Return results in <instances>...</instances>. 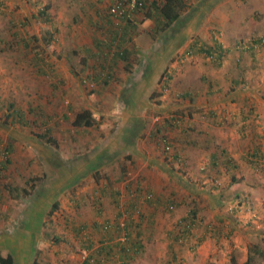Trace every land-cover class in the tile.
<instances>
[{
  "label": "rangeland",
  "instance_id": "obj_1",
  "mask_svg": "<svg viewBox=\"0 0 264 264\" xmlns=\"http://www.w3.org/2000/svg\"><path fill=\"white\" fill-rule=\"evenodd\" d=\"M40 1L51 5L53 11L49 21L38 24L31 14L39 8ZM111 2L113 0H96V5L100 4L103 11L108 8L110 12L108 6ZM93 10L91 0H0V249L9 250L15 257V264H31L38 240L48 245L38 256L43 264H82L87 253L106 242L97 239L100 237L97 235L102 232H95L93 247L84 251L79 249L81 242L74 237V225L81 220H89L94 215L90 203L93 190L103 185L100 192L107 198H104L103 204L108 209L104 213L106 212V217L112 218L114 207L107 203L110 200L109 189L118 183L120 203L125 204L124 201L130 196L127 192L129 187L132 189L138 182L153 193L154 200H175L176 206L170 210L164 206L158 207L153 212V221L147 218L144 228L148 249L135 263L169 264L168 233L172 231L175 221L186 212L188 204L193 205L194 198L198 197H189L186 188L190 185H207L209 188L213 184L220 189L223 181L228 182L230 179L225 173V179L216 176L211 178L213 182L199 180V175H213L207 171L210 166L206 155V151L212 147L231 149L232 154L229 153L228 157L233 161L240 149L245 151L243 153L247 160H254V157L249 156V150L255 144L262 147V156L257 158L255 164L246 162L245 169L249 172L250 167L259 186L264 184V136L252 139V144L249 138L236 140L237 131L242 132L240 126L243 121H234V112L229 111L227 118L222 116L219 123L211 122L210 125L213 124L223 134L217 135L218 138H213L214 140L202 139L203 124H207L203 123L208 110L205 105L208 103L206 89L201 90L204 93L200 104L204 105L203 109H198L200 112H196L195 116L186 118L185 123L190 131L185 138L188 143L184 144L188 146L183 151L193 152L194 158L191 160L186 155L183 157H186L187 165L194 170L193 177L196 180H189L188 176L191 177V174L186 175L187 170L183 173L181 167L177 168L179 164L173 168L167 161V157L176 152L175 145L165 153L161 134L153 135L156 129L163 128L164 121L170 115L167 110L161 109L163 102L172 106L175 94L186 86L198 85L197 88L200 89L201 76L206 75V84L212 85L210 88L213 91L217 88V81L219 85L230 87L237 68L232 56L236 57L235 54L239 52L236 48L239 41L259 38L261 42L257 48L255 46L254 52L264 51V0H190L178 21L154 39L151 34L153 23L151 20L145 21L135 31L134 42L139 52L135 58L139 60V66L136 64L137 67L128 73L124 72L122 65L118 66L114 79L103 87L101 94L95 95L94 101L88 97V87L92 85L85 77L90 63L78 62L85 55L87 47L93 48V37L103 36V33H94L91 29L90 21L93 19L90 16L94 15ZM251 18L260 21L256 24L262 26L250 31L241 30L242 33L237 34V21L247 23ZM222 22L228 25L234 22L235 27L232 26L226 32V26L220 25ZM32 38L37 45L51 42L54 55L48 62L52 64L56 74L47 70L48 75L45 76L46 74L32 70L30 52L34 41L29 42V50L23 48V40ZM214 39L225 51L219 65L215 66L212 58L203 52L186 53L193 43L195 47L213 48L217 45ZM41 41L44 43H40ZM73 50L78 53L74 60ZM245 54L250 55L247 51ZM69 56H72L71 60ZM171 70H175L171 89L168 87L160 93L159 80H163L162 76ZM260 72L251 75L244 87L252 88L256 83L263 82ZM94 87L97 88L95 84ZM209 91L212 92L211 89ZM261 94L262 91H258V95ZM201 97H194L193 102L200 103ZM211 97L214 98V95ZM10 104L13 106L6 110V105ZM87 107L102 113L105 120L103 124L109 127L75 128L71 124L75 113ZM9 111L18 114L12 115L16 119L14 123L5 118L9 117L6 115ZM258 116L257 119L261 117L260 114ZM4 119L7 120V125L1 121ZM257 123L261 125V120ZM161 132L168 135L171 142L176 133L172 126ZM36 133H48L57 142L48 145L38 139ZM206 142L210 143L206 150L194 152V147L197 148L199 144L206 146ZM9 144L13 148L7 155L4 147ZM127 154H132L133 160L127 159ZM227 155L220 154L221 165L226 162ZM179 156L181 157L180 153ZM7 157L8 161L5 159ZM30 179L35 180L37 188L34 192L31 191L32 194L23 196L20 189L30 186ZM7 185L20 188V196L9 192L10 187ZM82 196L84 201L75 208L73 199ZM55 201L59 202V208L47 217ZM198 201L199 204L203 203V199ZM251 205L255 209L250 203V207ZM230 207L232 205H225L226 209ZM203 211L206 210L203 208ZM250 216L255 219L257 214L251 210ZM250 216L245 219V223ZM240 233L241 230L236 236L232 235L227 239L228 246L244 244ZM116 235L115 241L123 236L121 233ZM259 235L256 234L254 241L264 247V237ZM53 236H60V240L52 242ZM219 242L204 240V244L195 251L186 247L188 250L182 253V257H188L186 264H216ZM233 246L228 253L233 262L244 257L245 263L249 249L240 252ZM228 254L225 255L227 260L221 264H230ZM182 257L179 256L180 259ZM263 261L257 256L250 264H264Z\"/></svg>",
  "mask_w": 264,
  "mask_h": 264
},
{
  "label": "trees",
  "instance_id": "obj_2",
  "mask_svg": "<svg viewBox=\"0 0 264 264\" xmlns=\"http://www.w3.org/2000/svg\"><path fill=\"white\" fill-rule=\"evenodd\" d=\"M140 1L142 2V5L138 6L131 18L123 17L120 19H115L112 13H110L107 8L106 11L97 9L95 11V15L97 16L96 20H92L93 22L90 21L91 29L94 30V33L101 32L103 33V36L98 37L96 35L93 37L92 41L94 49L92 47H87L85 55L81 56L78 62L90 63L89 71L87 72L85 77L90 80V85H92V87H88L87 92L88 97L92 101L95 100V95L101 94L103 87L108 85L112 81V79H114L116 68L118 66L122 65L124 72L127 73L131 72L135 67H137V65L139 66V60H136L135 58L136 56L138 57L139 52L134 42L135 34L139 28V25L147 20H151V22L153 23L151 28L152 37L153 39L158 38L159 36H161V34L171 28L174 23L178 21V19L182 15V11L187 7L188 1L190 2V0ZM39 3V8L35 13L31 14L34 22L38 24L43 21H49L53 11V7L51 5L43 4L41 1ZM112 4L113 2H111L108 7L111 8ZM23 41V48H27V50H29V47L32 46V52H30V54H32L31 60L33 62L32 64H30L32 66V70L41 73L42 75L46 74L45 76L48 75L47 70L52 74H56L54 67L50 62H48V59L53 58L54 55V49L51 42L47 41L44 43L43 41H41L40 43L44 44L37 45L35 42L36 40L33 38L28 41ZM32 41H34V43ZM29 42H32L31 46ZM131 42H133L134 44H130ZM214 42H216L217 45H215L213 48L209 46L195 47V44L193 43L192 47H190L189 50L186 51V53L192 54V52L194 51L203 52L207 54V56L212 58L215 66L219 65L220 59L223 58L225 51L222 48L221 44L218 43V41L214 39ZM260 42L261 41L259 38H253L252 41L245 42L241 40L238 42L236 48L239 49L240 53L246 51L252 52L256 51V48L258 44H260ZM72 53L74 60L75 57H77L78 53L75 50H73ZM71 58L72 56H69L70 60ZM174 73L175 70H171L169 73H166L162 76L163 80H159L161 81L160 93H163V91L167 90L168 87L170 88ZM201 81L202 84H200V86H202L203 88L207 87V89H211L212 91H209V93L206 92L205 94L208 100V103H205V105L209 107L208 104H210V100H213L211 96L214 95L213 93H221L223 90V85H219L217 81V84L215 85L217 86V88H215L214 92L212 88H210L212 85L208 83L206 84V75L201 76ZM94 84L97 86V88L94 87ZM197 87L198 85H195L194 87L186 86L182 91L176 93L175 96L173 95V93H171V95L174 96L171 102L172 106H168L165 102H163L161 107V109L167 110L168 114L170 115L164 121L163 128L159 127L158 129H156V133L153 134H161L160 139L162 140L163 151L165 153H167L168 150L170 148H173V146L175 145L176 152L174 151L173 153H171L170 156L167 157V161L171 163L173 168H175L176 165L179 164L177 168L181 167L180 170L183 173H185L186 171L187 160L186 157H183L185 156V151H183L184 146L182 145L188 143L187 139L185 138L190 131L185 126L186 118L195 116L197 114L196 112H200V110L204 107V105L193 102L194 97L196 98L202 96V94H200L199 92L201 88L199 89ZM228 90L229 87L226 88V91ZM153 93L154 91L152 92V96ZM195 105H199L198 109L200 110H198ZM12 106L13 104L6 105V110L11 109ZM209 110L205 112L207 115L210 114ZM14 111H17V109H15ZM14 111H9L10 113L6 114L9 117H5L12 123H14L16 120L15 117H12V115H18L17 113H14ZM211 114L218 122L221 121L222 115L217 114L214 110L211 111ZM257 115L258 114H256L255 117ZM7 120L4 119L1 121H3L5 125H7ZM104 121V115L102 113L95 111L90 107H87L75 113L71 124L75 128L98 127L106 129L109 126L107 124H103ZM170 126H172L173 130L176 131V133H174L175 136L172 137V142L169 140L170 138L168 135H165L161 132L162 129H168ZM165 131L167 132V130ZM35 135L36 137H38V139L42 140L48 145L55 144L57 142L55 137L48 135V133H36ZM12 148V144L4 147L7 155L10 154ZM179 153L181 157L179 156ZM125 157L127 159L133 160L134 156L132 154H127ZM5 159L7 160L8 157ZM213 159L214 160L212 161V164L213 166H215L217 164V160L216 158ZM226 162L230 164V167L233 166V162L230 160V157L226 158ZM198 172L200 173V171ZM104 174L107 175L106 173ZM35 180L33 179V181H31L30 179L29 181L32 182L30 186H23L21 189L11 188L8 185L7 187H10L8 188L9 192H12L15 196H20L18 194L19 189L22 192L21 195L28 196L31 191L34 192L37 188L36 185L38 184H35ZM184 180H186L185 177ZM97 183H99V180L97 181ZM117 184H115L108 191V197H110V200H108L107 203L108 205L111 204L114 207V216L112 218L106 217V212L104 213V211H108V209L105 208L103 204L104 198L106 197L104 196L103 192H100V190H103L102 185L93 190L91 196L92 200L90 201V203L92 206L91 210L94 212L93 217L89 218V220H81L73 227L74 237L78 238V241L81 242L79 249L82 248L84 251H86V249L89 250L93 247L95 240L93 239L95 238L93 234L95 232H102L101 235H97L100 237L97 238L96 236V238L102 242L106 241L104 244L99 245L98 247L92 249L91 252L87 253V256L82 264H136L135 261L137 260V258L144 254L148 249V240L145 234L146 230L144 226L146 225V220L147 218H149V215H152L153 212L157 211L158 207L162 208L164 206L167 210H170L176 206L175 200L173 201L167 198L162 202L158 198L154 200L152 196L153 193L148 192L147 189L142 186L143 184L141 182H138L136 186H133L132 189H130L129 187V191L127 192H129L130 196L128 195L127 201H124L125 204L120 203V190ZM202 186L203 187H201V185L200 187L199 185H192L191 187L190 185L189 188L186 186V192L188 193L189 197L193 198L195 195L198 197L194 198L195 202L193 201V205L188 204L189 207H187L188 209L186 210V212L175 221L172 231H169L168 233V255H170V259L175 258V264L182 263V260H180L179 256H182V253L187 251L189 248V250L195 251L197 247H199V245L202 244V242L207 238L219 241L218 239H220V235L227 236L229 230L234 229V226L232 224H228L229 229L227 231L225 230V225L224 227H221L224 222V217H222L221 215L215 216V218L211 220L213 222L207 220L203 212V208H206V204H209V202L213 200L216 208L218 210H222L225 202H223V200L221 199L222 197H219L218 195L212 197L209 196L210 201H207L208 198H206L204 192L207 189L208 192L211 193L214 186L210 188H206L205 185ZM80 198L73 199L75 208H78L80 202L84 201V196ZM201 199H203V203L199 204L198 200ZM242 199L237 196V199L235 198L234 200H232V207H230L229 210L230 213L235 214L237 212L236 209H238L240 205H244V201ZM170 204H173L174 206L172 208H169ZM142 206L144 208V211ZM58 208L59 202L55 201V203H53L50 210L48 211L47 217H50ZM66 218H68V216H66ZM121 223L123 224V226H121ZM66 224H69L67 220ZM118 233H121L124 238H118L117 241H115V236H117L116 234ZM58 240H60V236H53L51 241L57 243ZM47 247L48 245L46 246L45 242H43L42 240H38L36 246V254L31 264H43L38 260V256L40 254V251L46 249ZM186 247H188V249ZM257 256L264 259V247H262V245L258 243H255L252 247L249 248L248 258L244 264H250L253 258ZM170 259H168L167 261L172 262V259ZM0 264H15L14 255L9 250L0 249Z\"/></svg>",
  "mask_w": 264,
  "mask_h": 264
},
{
  "label": "crops",
  "instance_id": "obj_3",
  "mask_svg": "<svg viewBox=\"0 0 264 264\" xmlns=\"http://www.w3.org/2000/svg\"><path fill=\"white\" fill-rule=\"evenodd\" d=\"M91 1H92V6L94 7V10L92 11L94 15L90 16V18L94 20L97 17L95 15L96 14L95 11L97 9L103 11V7H101L102 5L100 4L96 5V0H91ZM99 2H102V0H100ZM237 7L239 6H235L234 8H237ZM254 20L256 19L251 18L247 23L245 21L241 22V20H238L237 21L238 28L235 27L233 24L235 21L231 23L230 25L226 24V22H222L220 23V25L226 26L225 28L226 32L230 31L231 27L233 26L236 28V33L240 34L242 33L241 30L250 31V30H253V29H256L262 26L261 24H258V25L256 24L260 21H254ZM249 54L250 55L247 56L245 52L243 53L238 52L237 54H235L236 57L232 56L234 59L233 61L234 65H236L237 67L235 71V76H233L231 80L232 84L230 85L228 91H226V85H223L224 87L221 85L223 89L222 92L213 93L214 98L213 100H210L209 102L210 104H208L209 107L207 106L208 110L210 109L209 110L210 114L207 115V117L204 118V121H203V123L207 122V124H203V130L201 132L202 139L204 138L207 140H214L213 138H216V139L218 138L217 135L223 134V132L219 130L218 128L214 127L213 124L212 126L210 125L211 122L212 123L218 122L215 119V117L211 114V111L213 110L217 114L222 115L226 118L229 116V111H232L234 112V115L236 116L234 121H239V123H242L243 121V123H246V124H243V123L241 124L240 128L242 129V132H240V130L237 131L238 138L236 137V140L239 138H243V139L249 138L252 144L253 143L252 139H256V138L258 139V136L260 137L264 136V51H261V52L252 51V52H249ZM257 71H261L260 77L263 76V82L256 83L254 86H252V88L246 87V86L244 87L246 80L248 81L249 77L253 74L255 75ZM254 82H257V81H254ZM203 89H206L207 92L209 93L210 89L208 90L207 87L205 88L201 87L199 91L200 94L202 95L204 94L202 93L203 91H201ZM258 91H262V94L258 95ZM201 99L202 97L200 98L199 100L200 103L198 104H201ZM195 106L197 109L199 108L198 107L199 105H195ZM256 113L260 114L261 117L259 119L255 117L254 114ZM254 118H256V120H254ZM260 120H261V125L257 123V122H260ZM209 144H210L209 142H206V146L205 145L200 146L199 144L197 148L194 147V152L199 153L201 151L206 150V148L210 146ZM187 146L188 145H184V148H186ZM206 152H207L206 155L208 156V161H209L208 164L210 166L207 171L211 172L213 175L211 177L208 176V174L206 173L203 175H199L201 176L199 177V180L201 181L205 180V183H207V180L214 181L211 178L216 177V176H222L225 179V176H226L225 173H227V175L230 176V179L228 182L223 181L220 189H215L214 187L211 193L208 192L207 189L204 192L206 195V198L209 199V200L207 199V201H210V197L218 195L219 197H222L221 199L223 200V202H225L222 208V211L216 208L213 200L209 202L210 205L206 204V208H205L206 211H203V212L207 220L211 221L215 218V216L221 215L222 217H224L223 218L224 222L221 227H224L225 225V230L227 231L229 229L228 224H232L234 226L233 230H229V233L227 236H222V235L219 236L220 239L218 240L219 241L221 240L220 242L216 241L220 243V246L218 245L219 255L218 257H215L216 258L215 263L221 264V263H224V260H227L225 255H227L232 250L231 246H233V245L228 246L229 243H227L228 241L227 239H230L232 235L236 236L238 231L241 230L242 232L240 233V235H242L244 244L241 242L242 243L241 245H237V246L234 245L233 247L238 248L240 252L241 250L243 251V249H246V248L249 249L250 247L253 246V244L257 243L254 241L256 234H260L259 236L264 237L263 236L264 234V184H261V186H259L258 181L253 177L250 171L251 170L250 167L248 169L249 172H247L245 169L247 166L246 162H248V164L256 163L257 158L262 156L263 149L262 147L260 148V146H256L255 144V146L252 147V150L251 151L249 150L248 154L249 156L254 157V160H247V158L245 157L243 153L245 151L240 149L238 152V156L233 155L235 161H233V159L230 158V160L233 161V166L231 167L229 166L230 164H228L227 162H225L223 165L220 164V160H221L220 154L221 155L228 154L227 155L228 157L230 154H232L231 149H228L223 146L222 148H218V149H216L215 147H212ZM185 155L189 157L191 160L194 158L193 152L191 151H186ZM213 158H216L217 160V164L215 166H213L212 164V161L214 160ZM186 170H187L186 175L187 173L191 174V177L188 176L189 180H196V178L193 177L194 170L189 165H187ZM205 187L207 188V185H205ZM210 187H213V184H211L209 188ZM257 189H259V192L257 191ZM237 196H239L241 199L243 197L242 200L244 201V205H240L239 208L236 209L237 212L235 214L234 213L232 214L229 212L230 208L226 209L225 205L227 206L228 204V206H230L232 200H234L235 198L237 199ZM250 203L254 205L256 210L252 208V205L250 207ZM250 209L252 210V212H255L257 214L255 219L251 218ZM153 216L154 214H152L149 217L151 222L153 221V218H154ZM248 216H250V218L245 223L244 221ZM206 240H214V239L207 238ZM203 242L202 244H204ZM202 244H200L199 246H202ZM234 248L233 250H235ZM231 257L232 256L231 255L229 256L228 254V259L231 260L229 261L230 264H237V263L243 264L245 261L244 257H239L236 260V262H233V258ZM187 258L188 257L186 258L183 257L182 259H180L182 260V264L187 263ZM171 259L170 260L172 262H170V264H175L174 262L175 258H171Z\"/></svg>",
  "mask_w": 264,
  "mask_h": 264
},
{
  "label": "built area",
  "instance_id": "obj_4",
  "mask_svg": "<svg viewBox=\"0 0 264 264\" xmlns=\"http://www.w3.org/2000/svg\"><path fill=\"white\" fill-rule=\"evenodd\" d=\"M141 5H142V2L140 0H114L110 8V13H112L115 19H120L123 17L131 18L134 12L136 11V9L138 8V6H141ZM173 206H174L173 204L172 205L170 204L169 208H172ZM121 226H123L122 223H121ZM120 238L123 239L124 236Z\"/></svg>",
  "mask_w": 264,
  "mask_h": 264
}]
</instances>
